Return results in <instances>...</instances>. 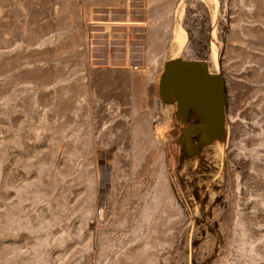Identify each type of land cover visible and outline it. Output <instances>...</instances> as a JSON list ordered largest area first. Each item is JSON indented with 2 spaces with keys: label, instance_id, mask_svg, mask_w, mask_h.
I'll use <instances>...</instances> for the list:
<instances>
[{
  "label": "rangeland",
  "instance_id": "374dc122",
  "mask_svg": "<svg viewBox=\"0 0 264 264\" xmlns=\"http://www.w3.org/2000/svg\"><path fill=\"white\" fill-rule=\"evenodd\" d=\"M0 264H264V0H0Z\"/></svg>",
  "mask_w": 264,
  "mask_h": 264
},
{
  "label": "crops",
  "instance_id": "0c3cea01",
  "mask_svg": "<svg viewBox=\"0 0 264 264\" xmlns=\"http://www.w3.org/2000/svg\"><path fill=\"white\" fill-rule=\"evenodd\" d=\"M176 36V41L178 42L176 49H179L184 43L185 36L179 33ZM197 77V63L180 58L170 59L165 62L159 76V92L174 103L176 108L182 113V120L185 122V126H188L187 121L189 118L187 115L191 114L192 111L196 112L198 109L205 114L207 104L208 106L212 104L211 94L208 102L205 91L198 94Z\"/></svg>",
  "mask_w": 264,
  "mask_h": 264
},
{
  "label": "water",
  "instance_id": "95a60500",
  "mask_svg": "<svg viewBox=\"0 0 264 264\" xmlns=\"http://www.w3.org/2000/svg\"><path fill=\"white\" fill-rule=\"evenodd\" d=\"M197 90H198V94L202 91H205L207 93V91L209 92L208 94L212 95V85L210 82H212V78L207 75L206 73V67L204 66V64L201 67V73L198 75L197 79Z\"/></svg>",
  "mask_w": 264,
  "mask_h": 264
}]
</instances>
